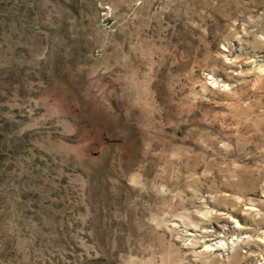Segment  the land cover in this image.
<instances>
[{
    "label": "rangeland",
    "instance_id": "1",
    "mask_svg": "<svg viewBox=\"0 0 264 264\" xmlns=\"http://www.w3.org/2000/svg\"><path fill=\"white\" fill-rule=\"evenodd\" d=\"M0 264H264V0H0Z\"/></svg>",
    "mask_w": 264,
    "mask_h": 264
}]
</instances>
